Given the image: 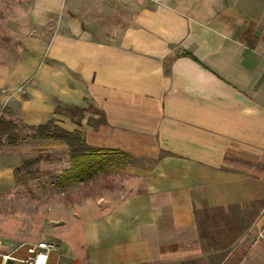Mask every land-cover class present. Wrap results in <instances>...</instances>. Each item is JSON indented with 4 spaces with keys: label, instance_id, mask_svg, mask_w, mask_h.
<instances>
[{
    "label": "crops",
    "instance_id": "0c3cea01",
    "mask_svg": "<svg viewBox=\"0 0 264 264\" xmlns=\"http://www.w3.org/2000/svg\"><path fill=\"white\" fill-rule=\"evenodd\" d=\"M29 12L40 32L0 72V119L55 120L129 156L112 201L47 227V264H264V0H33ZM16 179L0 156V197ZM21 229L0 212V264L36 243Z\"/></svg>",
    "mask_w": 264,
    "mask_h": 264
},
{
    "label": "rangeland",
    "instance_id": "374dc122",
    "mask_svg": "<svg viewBox=\"0 0 264 264\" xmlns=\"http://www.w3.org/2000/svg\"><path fill=\"white\" fill-rule=\"evenodd\" d=\"M32 4L33 0H0V72L20 60L25 38L39 31L30 25ZM13 123L9 138H1L0 156H9L15 164L17 184L1 195L0 212L7 224L22 228L21 235L39 242L50 225L76 211L87 215L91 204H105L120 194L125 181L121 169L128 162L125 156L117 155L113 164L91 177L68 180L72 160L68 143L56 135L61 125L55 120L47 126Z\"/></svg>",
    "mask_w": 264,
    "mask_h": 264
},
{
    "label": "trees",
    "instance_id": "16d2710c",
    "mask_svg": "<svg viewBox=\"0 0 264 264\" xmlns=\"http://www.w3.org/2000/svg\"><path fill=\"white\" fill-rule=\"evenodd\" d=\"M48 123V122H47ZM47 123L39 124L38 126H47ZM12 121H5L0 119V142L3 134L7 133L8 138L10 131L14 128ZM57 136L65 140L70 147L71 165L69 169V178L77 180L88 178L96 174L98 171L105 169L109 164H113L117 155L128 158L129 156L118 150L113 149H92L87 146L82 133L76 129L74 131L63 128L62 126L56 127Z\"/></svg>",
    "mask_w": 264,
    "mask_h": 264
},
{
    "label": "built area",
    "instance_id": "2783aa9c",
    "mask_svg": "<svg viewBox=\"0 0 264 264\" xmlns=\"http://www.w3.org/2000/svg\"><path fill=\"white\" fill-rule=\"evenodd\" d=\"M56 249V244L50 240L43 239L39 242L30 244L27 251L28 255L21 259L23 264H47L49 252Z\"/></svg>",
    "mask_w": 264,
    "mask_h": 264
}]
</instances>
